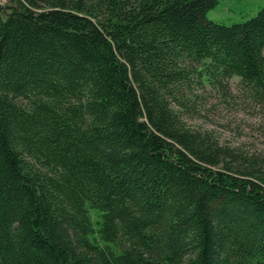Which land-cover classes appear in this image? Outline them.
Segmentation results:
<instances>
[{"label": "trees", "instance_id": "1", "mask_svg": "<svg viewBox=\"0 0 264 264\" xmlns=\"http://www.w3.org/2000/svg\"><path fill=\"white\" fill-rule=\"evenodd\" d=\"M3 1L0 264H264V162L171 106L203 78L264 101V6Z\"/></svg>", "mask_w": 264, "mask_h": 264}, {"label": "rangeland", "instance_id": "2", "mask_svg": "<svg viewBox=\"0 0 264 264\" xmlns=\"http://www.w3.org/2000/svg\"><path fill=\"white\" fill-rule=\"evenodd\" d=\"M263 6L264 0H219L207 19L223 25L241 23L254 17ZM225 84L221 88L203 78L201 85L193 84L191 93L184 92V108L173 102L171 106L187 128L230 152L235 160L226 161L232 167L253 159L257 164L264 162V101L253 96L237 77ZM90 216L94 219L95 212L90 211Z\"/></svg>", "mask_w": 264, "mask_h": 264}]
</instances>
